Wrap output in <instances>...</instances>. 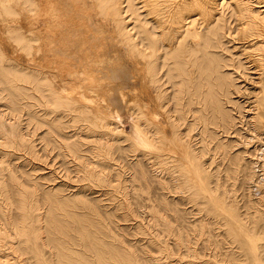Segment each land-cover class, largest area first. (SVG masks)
<instances>
[{
    "label": "bare ground",
    "instance_id": "obj_1",
    "mask_svg": "<svg viewBox=\"0 0 264 264\" xmlns=\"http://www.w3.org/2000/svg\"><path fill=\"white\" fill-rule=\"evenodd\" d=\"M42 125L48 144L63 141L79 161L81 186L110 187L123 220L143 232L127 181L147 194L158 187L143 204L178 248L157 232L162 255L127 245L81 187L49 188L38 214V182L10 163L0 264H264V0H0L3 156L38 159ZM70 126L85 134L58 132ZM178 193L190 211L171 199Z\"/></svg>",
    "mask_w": 264,
    "mask_h": 264
},
{
    "label": "rangeland",
    "instance_id": "obj_2",
    "mask_svg": "<svg viewBox=\"0 0 264 264\" xmlns=\"http://www.w3.org/2000/svg\"><path fill=\"white\" fill-rule=\"evenodd\" d=\"M249 85V83H248ZM235 113H236V110L234 109ZM8 112H9V109H8ZM11 115H8L7 117H10ZM20 122L22 123L23 126L26 127V125H28V122L25 120L27 119V116L26 115H22L20 118ZM25 120V121H24ZM26 122V123H25ZM25 123V125H24ZM31 127V125L29 126ZM31 129V128H30ZM29 129V130H30ZM43 131H42V130ZM125 129L127 132H129L131 130V123L130 122H126L125 124ZM33 131V129H31ZM58 131V130H57ZM56 131V132H57ZM70 131V132H69ZM41 132V133H40ZM46 132V126L42 125L40 126L39 128L36 129V131L34 132V146H35V150L37 151L38 156L39 158L38 159H35V160H32V162L28 161L29 158L27 157L28 155L26 154L25 151L23 150H18V151H12V152H9L8 154H5V156H3V151L5 150V147L4 146H0V177H2V172L1 169H2V166H6L7 164H12L14 166H11L15 169V171L17 172V174L20 176L21 180H27V179H24L25 178V173H30L32 175V177L35 178V180L38 182L36 185L37 188H38V193H39V209L37 210V213L38 214H42L44 215V213L46 214V211L48 209V205L47 203L45 202V199H44V195H45V191L49 190V188L51 189H62V193L63 194H71V193H74L73 190L75 191H78L81 187V189L83 188L81 185H83L82 183H85V180L82 179V171H80L78 168H79V161L77 159H75L73 156L71 155H67L66 153V149L64 147L62 148H59L58 144H61L63 143V141H61L60 143H56V144H48L46 142V140L43 138V134ZM59 133L65 135L68 133H72V132H80V133H83L85 134V132L83 130H81V128H76V127H73V126H70V127H66V128H63L61 130L58 131ZM39 133V134H37ZM38 135V136H37ZM56 135V134H55ZM37 136V137H36ZM1 139V138H0ZM38 139V140H37ZM44 140V141H43ZM44 144V145H43ZM121 144L122 145H125L126 142H122L121 141ZM52 146V147H51ZM2 149V150H1ZM52 149V150H51ZM58 149V150H57ZM50 150V151H49ZM49 151V152H48ZM15 152V153H14ZM22 152H24L26 155H24ZM56 152V153H55ZM20 153V154H19ZM64 156V157H63ZM91 156V155H90ZM124 156H127V155H124ZM14 158V159H13ZM70 158V159H69ZM73 158V159H72ZM94 157H91V161H94L95 158L93 159ZM128 158V157H127ZM130 158L132 157H129V160ZM69 160V161H68ZM74 160V161H73ZM11 161V162H10ZM122 160H119V161H115L116 163H120ZM58 162V163H57ZM66 162V163H65ZM78 162V163H77ZM128 163L127 161H124V162H121L120 164H123V163ZM77 163V164H76ZM21 164V165H20ZM67 166H66V165ZM74 164V165H73ZM46 165V166H45ZM60 165V166H59ZM70 165V166H69ZM73 165V166H72ZM65 166V167H64ZM116 166V165H115ZM37 167V168H36ZM70 167V168H68ZM72 167V168H71ZM64 168V169H63ZM36 169V170H35ZM66 169V170H65ZM70 169V170H69ZM73 169V170H72ZM51 170V171H50ZM53 170V171H52ZM20 171V172H19ZM74 171V172H73ZM7 171L5 170V173ZM48 172V173H47ZM73 172V173H72ZM78 172V173H77ZM112 175H111V179H116L117 178V172L116 170H112ZM59 173V174H58ZM81 173V175H79ZM129 175H128V174ZM37 174V175H36ZM40 174V175H39ZM46 174V176H45ZM49 174V175H47ZM56 174V176H55ZM67 174V175H65ZM116 175V176H113V175ZM42 175V176H41ZM54 175V176H53ZM79 175V176H78ZM124 175L128 176H124L126 178H129L130 175H131V171L128 169L125 170L124 172ZM43 176H45L43 178ZM73 177V179H72ZM50 178V179H48ZM79 180H78V179ZM130 179V178H129ZM63 180V181H62ZM61 181V182H60ZM27 183V181H25ZM44 182H47V183H44ZM130 182V183H129ZM42 183H43V186H42ZM80 183V184H79ZM60 184V186H59ZM79 187H78V185ZM138 183H135L134 185L131 183V181H127V185L128 186V198L131 194V197L129 198V203L131 206V208L133 209V211H135L136 213H138L140 210V212L138 213L139 215L142 216V218L140 219V217L138 219H140L142 222L145 223V225L147 227H149V230L150 232L147 233V232H143L142 230L138 229V226H137V221H135L134 219H125L123 220L124 218V211L122 209H116L115 206V201L112 200V197L110 196V192H109V189H111L110 187H107V186H93V187H90V188H83L80 193H82L83 195H85L86 198H90L91 196H93L91 199H89L90 201H92L93 203L95 202H98L102 212H108V213H112L113 214V219L115 220L116 224H113L112 225V229H113V232L115 230V234L120 237V238H123L125 240V243L129 246H135V248H137L138 250H149L151 251L150 253L152 254H157V255H162L161 253H159V247L158 245H155L153 243H151V232H157L159 233V239L165 243H169L170 247L174 249L175 247V251H177V248H178V245H177V242H175L176 240V236H173L171 234H169V232H167L163 227H160V226H151L154 225L155 223V220L153 221V217H152V212H151V209L149 207H146L145 205H148L149 204H153V200L151 199H157L159 197V193L161 194V190L158 188V187H154L152 190H151V193L150 194H147V193H143L142 191H140L138 189V187L136 186ZM67 185V186H66ZM70 185V186H69ZM252 185V184H251ZM65 186V187H64ZM73 186V187H72ZM134 186V187H133ZM46 187V188H45ZM54 187V188H53ZM78 187V188H77ZM130 187V188H129ZM97 188V189H96ZM104 188V190H103ZM65 189V190H64ZM86 189V190H85ZM90 189V190H89ZM97 192H96V190ZM99 189V190H98ZM107 189V191H106ZM132 189V190H131ZM253 189V188H252ZM89 190V191H88ZM93 190V191H92ZM249 189H245V190H238L237 194L240 196V198L242 197V194L243 192L245 193H250V191H248ZM85 191V193H83ZM99 191H102L101 193ZM131 191V193H130ZM135 191V192H134ZM155 191V192H154ZM157 191V192H156ZM253 192V191H251ZM100 193V194H99ZM130 193V194H129ZM156 193V195H155ZM255 193V192H254ZM253 193V195H255ZM89 194V195H88ZM98 194V195H97ZM102 194V195H101ZM154 194V195H153ZM43 195V196H42ZM94 195H96V201H95V198H94ZM100 195V196H99ZM105 195V196H104ZM174 195V194H173ZM171 196V199H173V201H179V205L180 207H184V208H187L186 211H189L191 210V203H188L187 199L181 195V194H175L174 196ZM144 196V197H143ZM177 196V197H176ZM256 196V195H255ZM253 196V197H255ZM106 197V198H105ZM157 197V198H156ZM42 198V199H41ZM105 198V199H103ZM145 200H143V199ZM180 198V199H179ZM111 200V201H110ZM181 200V201H180ZM95 201V202H94ZM132 201V202H131ZM134 201V202H133ZM138 201V203H137ZM141 201V202H140ZM43 202V203H42ZM106 202V203H105ZM140 202V203H139ZM145 202V203H144ZM109 205H108V204ZM113 203V204H112ZM135 203V204H134ZM145 205H144V204ZM43 204V205H42ZM103 206H102V205ZM142 204V205H141ZM188 204V205H186ZM106 205V206H105ZM114 205V206H113ZM47 206V207H46ZM134 206V207H133ZM186 206V207H185ZM107 207V209H106ZM139 207V208H138ZM144 209H143V208ZM189 207V208H188ZM115 208V209H114ZM147 208V210H146ZM109 209V210H108ZM114 209V210H113ZM139 211H138V210ZM108 210V211H107ZM115 211V212H114ZM145 211H147L145 213ZM149 212V213H148ZM141 213V214H140ZM143 214H144V218L143 219ZM151 217H150V215ZM118 215V216H117ZM120 216V217H119ZM123 217V218H122ZM190 217V215H189ZM187 218V220H190L191 218ZM117 218V220H116ZM122 218V219H121ZM148 218V219H147ZM150 220V221H149ZM147 222V223H146ZM38 223V222H37ZM132 223V224H131ZM150 223V224H149ZM120 224V225H118ZM136 224V225H135ZM118 225V226H117ZM115 227V229H114ZM153 227V228H152ZM160 227V229H159ZM151 228V229H150ZM157 228V229H156ZM156 229V230H155ZM161 230V231H160ZM139 231V232H137ZM159 231V232H158ZM136 232V233H135ZM141 232V233H140ZM119 233V234H118ZM121 233V234H120ZM140 233V234H139ZM165 233V234H164ZM121 235V236H120ZM171 235V237H170ZM124 236V237H123ZM148 238V239H147ZM174 238V239H173ZM168 240V241H167ZM167 241V242H166ZM170 241V242H169ZM129 243V244H128ZM163 243V244H165ZM176 243V244H175ZM133 244V245H132ZM135 244V245H134ZM176 246H174V245ZM139 245V246H137ZM174 246V247H173ZM50 248V249H49ZM141 248V249H140ZM46 252V256H51V247L50 246H45V249H44ZM158 250V251H157ZM48 251V252H47ZM163 259L162 260H166V257L163 256L162 257ZM176 260V259H175ZM27 261H29L27 259Z\"/></svg>",
    "mask_w": 264,
    "mask_h": 264
}]
</instances>
